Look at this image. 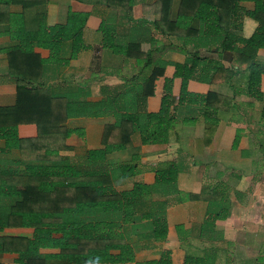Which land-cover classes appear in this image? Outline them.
I'll return each instance as SVG.
<instances>
[{
	"label": "crops",
	"instance_id": "crops-1",
	"mask_svg": "<svg viewBox=\"0 0 264 264\" xmlns=\"http://www.w3.org/2000/svg\"><path fill=\"white\" fill-rule=\"evenodd\" d=\"M164 4L165 0H10L6 8L9 17L4 12L2 16L7 19L0 22V106H9L15 102L17 75L9 70L7 48L27 37L23 31H17L18 26L25 25L34 30L41 20L42 12H45L47 25L66 22L69 11L85 13L83 44L76 55L66 62L58 60L55 55L56 59L53 58L49 48L26 38L33 50L45 58L40 78L43 87L56 94H66L73 102L101 104L97 105L95 114L69 116L65 121V134L60 138L65 146L46 149L45 152L61 158L63 163L99 172H110L117 165H127L126 176L112 180L116 191L131 189L134 183L151 185L155 180V169L172 163L178 168L176 184L179 189L170 194H162L160 191L145 193L143 199L135 205L136 211L130 221L120 225L96 226L92 235L122 233L128 241L138 245L134 259L127 264H161L158 263L161 258L166 259L167 264H182L184 251L194 248L192 254L200 255L209 244H214L213 247H219L216 250L225 253L224 264H257L259 261H246L242 254L248 251L247 235L256 234L261 237V242L256 244L258 248L252 251H261L264 245V152L257 142L254 146L250 145L251 139L258 141L262 138L260 130L264 129V76L260 84L262 101L244 93L246 76L242 73L230 83H209L197 77L189 79L187 88L192 92L204 95L208 90H215L233 97L232 108L218 112V122L213 131H206L207 125L202 118L184 117L169 124L173 135L167 142L142 143L136 133L130 136L131 143L126 145L102 141L105 126L115 123L117 119L110 97L120 96L117 101L119 105L130 99L129 104L139 107V110L159 111L165 107L169 92L173 103L177 102L181 78L174 74V62H182L187 51L198 49L199 54L209 62L205 66H209L210 62L229 65L231 54L228 50L215 51L200 47L198 36H193L185 44L183 40L157 32L154 43L144 38H126L123 40L126 43L122 53L114 52L101 43L99 28L104 22H113L118 15L120 22L117 24L127 27L128 31L135 21H142L141 27L150 28L152 21L160 17ZM241 4L246 8L253 6L251 1H242ZM179 5L180 0H169L173 20L178 18ZM128 8L131 14L127 17L125 11ZM178 23L182 26L190 24L195 28L199 25L197 19L188 17L180 18ZM259 30L260 26L253 18L243 16L240 32L243 36ZM115 41H122V37L117 36ZM257 57L264 60V48L258 49ZM160 62L165 63V66L162 74L154 81L153 93L137 98L133 92L140 90L143 80L151 73L153 66ZM237 128L244 132L235 134ZM120 133L121 130H114L109 136L113 139ZM17 135L22 138L35 137L36 124H18ZM0 147H5L3 139H0ZM20 154L19 149L8 147L0 151L4 159ZM203 186L221 193L220 199L184 200L182 191L197 192ZM151 199H169L165 207L167 233L160 240L149 238L152 223L150 219L142 217ZM121 202L118 199H107L98 201L97 205ZM211 202H220L219 207L214 210L205 207V204ZM194 203H202L203 206L194 208ZM66 210L78 211L79 214L83 212L82 208ZM209 211L212 226L207 227L203 218L208 217ZM197 227L200 234L196 238ZM215 227L221 236L211 240ZM33 232L32 226H6L0 230V233L27 237L32 236ZM196 244L199 245L197 248ZM40 250L51 252L56 249L43 247ZM116 252L114 249L105 255L85 254L79 262L51 260L49 264H114L109 259ZM235 252L239 255V262L234 260ZM260 256L264 258V252ZM0 262L26 264L19 252L8 250L0 252Z\"/></svg>",
	"mask_w": 264,
	"mask_h": 264
},
{
	"label": "trees",
	"instance_id": "trees-1",
	"mask_svg": "<svg viewBox=\"0 0 264 264\" xmlns=\"http://www.w3.org/2000/svg\"><path fill=\"white\" fill-rule=\"evenodd\" d=\"M9 1L0 0V22L9 17V12H6ZM242 1H251L253 6L246 8ZM4 12L6 18L2 16ZM125 13L128 17L131 9H126ZM41 14L34 30L20 25L17 31H23L27 39L49 48L53 58L55 55L60 61H68L83 44L86 14L69 11L66 22L53 25L46 24L45 12ZM244 15L253 18L260 30L243 36L240 32ZM182 17L197 19L198 27L180 25L178 22ZM117 22H120L118 15L116 20L104 22L99 28L101 43L117 53L125 51L126 42L123 40L126 38H144L154 43L157 32L183 40L184 44L193 36H198L200 47L228 50L231 56L228 66L220 62H210L209 66H205L209 62L199 54L198 49L187 51L182 62H174V74L181 78L177 102L173 103L169 92L165 107L159 111L139 110V107L129 104L130 99L119 105L120 96L110 97L117 119L105 126L103 142L130 144V136L134 133L139 135L142 143L167 142L173 135L169 124L184 117L202 118L207 125L206 131H213L218 122V112L232 108L233 97L215 90H208L204 95L192 92L188 90L187 83L193 77L209 83H230L242 73L246 76L244 93L258 101L263 100L260 84L264 76V60L258 59L257 51L264 48V0H180L177 20L171 19L169 0H165L160 17L152 21L150 28L141 27L142 21H135L128 31L127 27ZM117 36L122 37L123 42L115 41ZM26 38L7 48L9 70L17 75L16 97L12 105L0 106V139L5 143L0 151L8 147L19 149L21 154L11 159L0 156V230L6 226H32L34 232L30 237L0 233V252L17 251L26 264H49L51 260L79 262L85 254L105 255L115 249L117 252L109 260L114 264H127L134 259L138 245L128 241L122 233L94 236L92 231L99 225H120L130 221L136 211L135 205L145 193L178 192V168L172 163L158 167L151 185L134 183L131 189L116 191L112 180L126 176L127 165H117L110 172H99L63 163L61 158L47 154L46 149L65 146L60 138L65 134V121L69 116L95 114L97 105L101 104L73 102L68 95L56 94L43 87L40 78L45 58L33 50ZM164 66L163 62L153 66L140 90L133 92L137 98L153 93L154 81L162 74ZM28 122L36 124L37 135L19 137L17 125ZM114 130H121V133L112 139L109 135ZM186 197L216 200L220 199L221 193L203 186L197 192H187ZM107 199L122 202L97 205L98 201ZM168 203L169 199H151L148 210L142 213V217L152 223L149 238L160 240L166 236L165 207ZM67 208H82L83 212L79 214ZM213 246H206L208 249L200 255H185L182 264H224L225 253H220L216 250L219 247ZM43 247L56 250L43 252L40 250ZM158 263L167 264V260L161 258ZM257 264L262 263L259 261Z\"/></svg>",
	"mask_w": 264,
	"mask_h": 264
},
{
	"label": "rangeland",
	"instance_id": "rangeland-1",
	"mask_svg": "<svg viewBox=\"0 0 264 264\" xmlns=\"http://www.w3.org/2000/svg\"><path fill=\"white\" fill-rule=\"evenodd\" d=\"M49 68V67H48ZM263 128H264V123H263ZM244 132V130L242 131L240 128H237V129H235V134H237V135H239V134H241V133H243ZM260 132L262 133V134H260L261 136H262V138H259V140L258 141H256V139H251L250 140V145L251 146H254V145H256V142L258 143V145H261L262 147H261V149H262V151L264 152V129H262V130H260ZM259 148V147H258ZM254 149V148H253ZM250 150H252V148H250ZM253 151V150H252ZM264 154V153H263ZM264 165V164H263ZM264 169V168H263ZM187 190H185V191H182L181 192V194H182V196H184V200H187V197H186V194H187ZM219 203L220 202H211V203H207V204H205V207H209L211 210H214L215 208H217V206L219 207ZM193 206H194V208H197V206L198 207H202L203 206V204L202 203H199V204H193ZM198 214V213H197ZM208 215V217H205V218H203V222H204V225L205 226H212V220L209 218V215H210V211H209V213L207 214ZM202 226V225H201ZM195 233H196V238L198 237V235L200 234V232H199V227H197L196 229H195ZM221 236V234L219 233V229H217V227H215L214 229H213V237H212V239L211 240H217V238H219ZM210 240V241H211ZM246 240H247V242H248V244L247 245H249L248 246V251H246L245 253H243L242 254V256L243 257H246V261H252V260H257V261H260L262 264H264V258L262 257V256H260V255H262L263 254V252H264V245H263V247H262V249L263 250H261V251H252L253 249H255V248H258V246L259 245H256V244H258V243H260L261 242V237L259 236H257L256 234L253 236V235H247V237H246ZM197 240H194V242H196ZM244 241V240H243ZM251 244V245H250ZM263 244H264V241H263ZM196 246V248L199 246H197V244L195 245ZM206 249H208L207 247H205ZM193 250H194V248H191L189 251H184V257H185V255H187V254H192V253H194L193 252ZM235 255L236 256H234V260L235 261H238L239 262V255H238V253H236L235 252ZM261 257H262V259H261ZM237 263V262H236ZM258 263V262H257Z\"/></svg>",
	"mask_w": 264,
	"mask_h": 264
}]
</instances>
